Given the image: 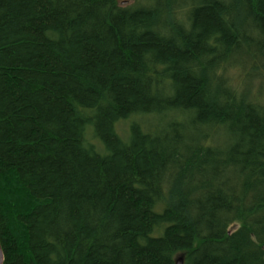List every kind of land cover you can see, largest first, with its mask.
Instances as JSON below:
<instances>
[{"label":"trees","instance_id":"trees-1","mask_svg":"<svg viewBox=\"0 0 264 264\" xmlns=\"http://www.w3.org/2000/svg\"><path fill=\"white\" fill-rule=\"evenodd\" d=\"M3 264H264V0H0Z\"/></svg>","mask_w":264,"mask_h":264},{"label":"water","instance_id":"water-1","mask_svg":"<svg viewBox=\"0 0 264 264\" xmlns=\"http://www.w3.org/2000/svg\"><path fill=\"white\" fill-rule=\"evenodd\" d=\"M3 260H4V256H3V252L0 246V264H3ZM175 264H182V257L181 256H177L175 259Z\"/></svg>","mask_w":264,"mask_h":264},{"label":"rangeland","instance_id":"rangeland-1","mask_svg":"<svg viewBox=\"0 0 264 264\" xmlns=\"http://www.w3.org/2000/svg\"><path fill=\"white\" fill-rule=\"evenodd\" d=\"M121 2V4H131L133 2V0H119Z\"/></svg>","mask_w":264,"mask_h":264}]
</instances>
